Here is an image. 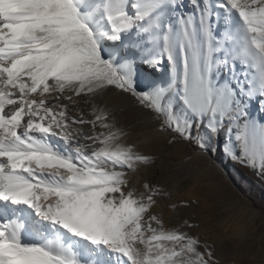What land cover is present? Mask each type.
Returning a JSON list of instances; mask_svg holds the SVG:
<instances>
[{"label":"snow or ice","instance_id":"1","mask_svg":"<svg viewBox=\"0 0 264 264\" xmlns=\"http://www.w3.org/2000/svg\"><path fill=\"white\" fill-rule=\"evenodd\" d=\"M111 94L264 176V0H0V264H218L128 188Z\"/></svg>","mask_w":264,"mask_h":264},{"label":"rangeland","instance_id":"2","mask_svg":"<svg viewBox=\"0 0 264 264\" xmlns=\"http://www.w3.org/2000/svg\"><path fill=\"white\" fill-rule=\"evenodd\" d=\"M168 70V64L164 61L158 77L166 78ZM106 103L114 108L118 126L126 133L120 143L133 145L136 151L152 159L151 164H141L142 170L139 172L148 175L153 186L162 191L174 185L178 189L185 187L194 192L184 204V210L174 227L183 224L185 220L196 227L203 226V216L208 214V210L213 209L216 216L219 207L233 206L238 223L243 225L249 222L246 226L247 234L242 238L234 236L224 239L219 250L214 244L208 243L205 236L199 237L201 244L210 246L218 264H264V176L258 175L253 168L236 162L226 154L227 136L221 135L217 142L210 145L207 152H201L195 145L179 138L169 143L174 135L170 130H167L170 137L166 139L154 138L143 143L146 130L154 128L152 116L139 103L132 102L127 94H111L106 97ZM76 108L70 106L74 114H78V108L86 113L91 112V108L83 103ZM252 112L260 118L257 107H253ZM161 118L163 121L164 117ZM183 162L186 164H182ZM135 172L126 171V176ZM170 174L176 179L167 178ZM139 184L142 185L143 180ZM243 201L248 205L246 212L241 210ZM182 230L195 235L194 227H185Z\"/></svg>","mask_w":264,"mask_h":264},{"label":"bare ground","instance_id":"3","mask_svg":"<svg viewBox=\"0 0 264 264\" xmlns=\"http://www.w3.org/2000/svg\"><path fill=\"white\" fill-rule=\"evenodd\" d=\"M184 3H185V5H187L188 0H184ZM163 63H164V61L162 60V65H163ZM160 68L161 67L156 69L157 74H158ZM130 100L134 103H138L131 96H130ZM65 103H67V101H65ZM143 109L145 110V112H148L152 116L151 121L154 125V128H152L151 130H146V132H145L146 136L142 140V142L147 143L149 140L154 139V138L166 139V138L170 137V134L167 130H160V124L162 122V118L160 117L159 119H156L154 113H150L145 108H143ZM195 155L198 156V154H195ZM182 164H186V163L183 162ZM140 170H142L141 164L137 165V172L134 171L135 173H132V174H129L126 176V178L129 181L128 188L135 189L137 194L145 192L144 185L146 183L153 186V184L151 183V181H149V179L147 177L148 175L147 176L143 175L141 172H139ZM170 175L167 178L173 177V179H176L174 175H172V174H170ZM140 180H143L142 185L139 184ZM177 184H179V183H177ZM162 192L164 193L163 195L156 197L157 202L153 206V208L151 209V212H152V214L158 215L159 217H161V219L164 222L165 228H174V223H176V220L179 218L180 214L184 210V204L189 201L191 196L194 195V192L190 188L186 189L185 187H180V189H178L174 185L167 187ZM195 197L197 198V196H195ZM173 204L176 205L175 209H173L171 207V205H173ZM242 204L243 205L241 206L242 207L241 210H242V212L243 211L246 212L248 210V205L246 203H244V201ZM212 211H213V209L208 210V214H205L203 216V220L205 222V225L200 226V227H194L195 235H197L198 237L205 236L208 243L214 244L215 247L218 248V250H219L224 239H230L234 236H238V237L242 238L247 234L246 226L249 225L248 224L249 222L245 221L246 222L245 224H243V225L239 224L237 221V217L235 216L236 212H235V208L233 206H221V207H219L217 209V215L216 216L213 214ZM247 220H249V219H247ZM153 226H155L154 223H153Z\"/></svg>","mask_w":264,"mask_h":264}]
</instances>
